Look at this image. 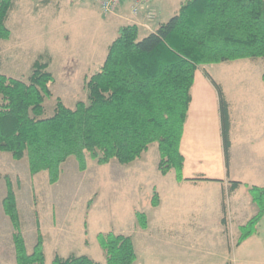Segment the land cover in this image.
Returning a JSON list of instances; mask_svg holds the SVG:
<instances>
[{
	"label": "trees",
	"instance_id": "16d2710c",
	"mask_svg": "<svg viewBox=\"0 0 264 264\" xmlns=\"http://www.w3.org/2000/svg\"><path fill=\"white\" fill-rule=\"evenodd\" d=\"M13 6V0H0V40L11 36L7 20ZM262 58L264 0H184L173 17L144 37L136 25L120 28L107 47L103 65L84 80L87 103L79 101L73 109L57 98L52 115L45 117L44 102L52 97L54 78L43 56L33 63L27 82L0 73V152L16 161L27 158L30 175L47 172L53 185L71 157L80 172L86 170L87 160L100 166L113 160L129 165L156 144L160 174L174 170L179 178L184 162L180 143L197 69ZM206 77L218 92L228 163V105L221 87L208 73ZM6 186L2 207L14 230L16 264H45L40 232L32 254H27L8 179ZM238 187L239 183H232L231 192ZM246 188L257 213L239 228L237 245L257 232L264 217V188ZM151 205H159L155 192ZM135 216L139 228L145 230V215L136 212ZM96 239L105 255L104 264L136 262L130 236L110 232ZM52 264L102 263L86 255H55Z\"/></svg>",
	"mask_w": 264,
	"mask_h": 264
},
{
	"label": "crops",
	"instance_id": "0c3cea01",
	"mask_svg": "<svg viewBox=\"0 0 264 264\" xmlns=\"http://www.w3.org/2000/svg\"><path fill=\"white\" fill-rule=\"evenodd\" d=\"M182 1L184 0H151L150 8L155 13V20L153 23H147V8L141 9L138 16H133L131 0L124 1L113 13L104 16L100 14L98 1L95 0L98 15L95 21L96 38L102 33L112 35L103 48V59L98 69L103 65L107 47L118 36L120 28L136 25L140 37H144L173 17ZM92 18L94 19L93 16ZM147 25L149 30L145 29ZM227 63L231 68L234 66L232 64H236L234 68L254 69L260 64L264 66V58L221 64ZM207 68L206 66L197 69L190 90L191 101L180 143V153L184 158L180 177H177L174 170L164 177H159L158 182L163 185L151 186L152 195L153 192L158 195L159 205L153 207L150 200L143 210L135 209L131 229L120 233L132 238L137 257L135 264H264L261 259L264 258V217L257 226V232L237 245L239 228L257 212L246 186L264 188V74H261V77L230 81L232 77H214ZM206 73L221 87L228 105V163L223 145L219 96ZM146 154L136 161V165L142 167L148 162ZM1 155L3 153H0V161L3 159L9 164L6 157ZM43 174L48 176L47 172ZM43 174L36 175L33 184L40 176H44ZM232 183H239V187L231 192ZM3 199L2 194L0 240L3 236L5 247L4 250L0 247V264H16L14 230L3 212ZM31 200L34 213L33 195ZM16 201L21 233L26 252L30 255L37 242L38 224L35 221L36 236L28 240L25 231L26 226L31 223H24L21 219L17 196ZM136 212L145 215V230L139 228ZM249 212L255 214L251 216ZM38 214L45 264H52L55 254L66 256L57 250L58 246L50 256L47 255V239L40 213ZM56 223V213L52 207V224L49 230L53 234L57 233L59 237L60 231ZM143 243L150 249L143 250ZM104 263L105 255L102 264Z\"/></svg>",
	"mask_w": 264,
	"mask_h": 264
},
{
	"label": "rangeland",
	"instance_id": "374dc122",
	"mask_svg": "<svg viewBox=\"0 0 264 264\" xmlns=\"http://www.w3.org/2000/svg\"><path fill=\"white\" fill-rule=\"evenodd\" d=\"M94 1L13 0L14 6L7 20L11 36L8 40H0V73L27 82L31 67L39 56L49 61L48 71L54 83L50 85L52 97L44 102L45 117L52 115L57 98L71 109L79 101L87 103L88 92L84 80L98 69L103 59V48L112 38V35L105 33L96 38L95 21L98 15ZM145 29L149 30V26H145ZM232 65L233 68L229 63L208 65L207 69L214 77H232L230 81L264 74L261 64L254 69L234 68L236 64ZM146 153L148 162L142 167L136 165L139 159L129 165H121L113 160L101 166L87 160V168L83 172L79 171L77 161L71 157L61 166L59 180L53 185L49 184L48 176L43 172L41 174L44 176L33 184L36 175H30L27 159L16 161L10 154L3 153L1 156L10 163H5L3 159L0 161V196L3 194L5 198L7 195L8 179L15 199L17 196L19 200L21 219L24 223H31L25 231L28 240L36 236L35 221L41 234L40 213L48 256L58 246L57 250L66 257L86 255L102 263L104 252L96 236L110 232L121 235L130 230L135 219L134 210H143L150 203L151 186L163 185L158 182L159 177L164 176L158 170L157 145L150 146ZM31 195L34 198V213ZM52 207L56 213L55 225L59 228V237L49 230ZM253 214L249 212V215ZM3 238L0 247L4 250ZM145 244L142 249L149 250Z\"/></svg>",
	"mask_w": 264,
	"mask_h": 264
},
{
	"label": "built area",
	"instance_id": "2783aa9c",
	"mask_svg": "<svg viewBox=\"0 0 264 264\" xmlns=\"http://www.w3.org/2000/svg\"><path fill=\"white\" fill-rule=\"evenodd\" d=\"M126 0H98V7L103 15L113 13L117 7ZM151 0H131V13L133 16H138L141 13V9L147 8L145 14L146 22L152 23L155 20V13L150 8ZM152 21V22H151ZM148 27V25H147Z\"/></svg>",
	"mask_w": 264,
	"mask_h": 264
}]
</instances>
